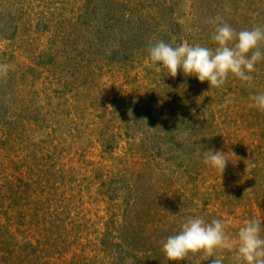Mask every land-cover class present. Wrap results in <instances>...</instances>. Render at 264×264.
Returning <instances> with one entry per match:
<instances>
[{
  "label": "rangeland",
  "instance_id": "obj_1",
  "mask_svg": "<svg viewBox=\"0 0 264 264\" xmlns=\"http://www.w3.org/2000/svg\"><path fill=\"white\" fill-rule=\"evenodd\" d=\"M217 16L264 27V0H0V264H238L163 252L194 216L264 231V60L222 89L149 66L159 41L214 49Z\"/></svg>",
  "mask_w": 264,
  "mask_h": 264
},
{
  "label": "clouds",
  "instance_id": "obj_2",
  "mask_svg": "<svg viewBox=\"0 0 264 264\" xmlns=\"http://www.w3.org/2000/svg\"><path fill=\"white\" fill-rule=\"evenodd\" d=\"M215 30L211 49L183 42L175 47L159 41L149 47V66L159 72L167 69L168 76L176 77L182 70L186 77H195L200 83L207 82L211 88L222 89L229 76L252 86L256 64L264 60V27L254 26L237 32L217 16L212 20ZM7 65L0 64V75H6ZM253 107L264 111V93L251 97ZM227 153L211 150L205 152V162L222 175L226 168ZM227 222L214 219L206 223L200 216L190 217L180 231L169 236L163 243V252L171 262H181L189 254L204 253L212 257L217 250L236 251L238 264H264V231L260 219H249L239 228L233 240L226 233ZM211 264H223V257L211 260Z\"/></svg>",
  "mask_w": 264,
  "mask_h": 264
}]
</instances>
